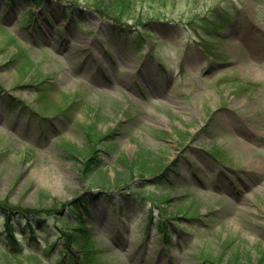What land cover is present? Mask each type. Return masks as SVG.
Instances as JSON below:
<instances>
[{
  "label": "rangeland",
  "instance_id": "374dc122",
  "mask_svg": "<svg viewBox=\"0 0 264 264\" xmlns=\"http://www.w3.org/2000/svg\"><path fill=\"white\" fill-rule=\"evenodd\" d=\"M125 1L116 21L89 0H0V200L74 221L88 206L87 264L262 261L264 0ZM163 215L187 229L166 241ZM18 236L0 264H58Z\"/></svg>",
  "mask_w": 264,
  "mask_h": 264
},
{
  "label": "trees",
  "instance_id": "16d2710c",
  "mask_svg": "<svg viewBox=\"0 0 264 264\" xmlns=\"http://www.w3.org/2000/svg\"><path fill=\"white\" fill-rule=\"evenodd\" d=\"M38 6L42 3L43 0H33ZM92 6H98L104 10L105 14L109 16L112 20H116L118 14L121 12H127L129 9V2L125 0H89ZM16 0H7V3L11 6H15ZM117 21V20H116ZM3 88L0 87V95ZM83 152L84 154L91 155L94 157L97 153V147L88 146ZM81 149V150H82ZM85 170L90 172L96 171L101 167V162L99 161H87L85 163ZM167 173V172H164ZM160 174H155L152 181H157ZM120 181V180H118ZM117 181V182H118ZM102 195V194H99ZM89 198V195L83 193L79 197H76L73 201L85 202ZM172 196H162V202L166 206H158L163 211H166L172 202ZM183 214L196 217L199 215L198 212H190L188 209H183ZM192 213V215L186 214ZM89 214L87 210L86 215ZM73 214L66 213L64 208H42L37 206H27L22 207L17 204H13L8 199L0 200V217L5 220L6 230L5 235L3 230H0V241L2 242L3 249L7 254H15L23 249L22 244H20V239L17 236L18 234L25 239L29 248H34L35 250L39 249L37 242H40L44 239L46 242H49L52 246V250H56L59 254V259L57 260L58 264H65L71 262L72 264H87V259L89 258L88 252L75 253L74 248H78L81 251L86 250V245H88L90 239L92 238L91 229L88 228L87 224L84 222V216H80V219L74 221L72 219ZM200 216V215H199ZM50 217L57 218V223H52L49 219ZM171 219L168 216H164L159 220V230L166 235V239L170 235V221ZM158 221V220H157ZM153 222L152 215H150L147 221V228L149 224ZM178 227L181 229H187V227L181 226L179 222H175ZM149 229V228H148ZM74 250V251H73ZM51 251V249H50ZM90 251V250H86ZM248 264H264V259L252 261L251 258L247 261Z\"/></svg>",
  "mask_w": 264,
  "mask_h": 264
}]
</instances>
